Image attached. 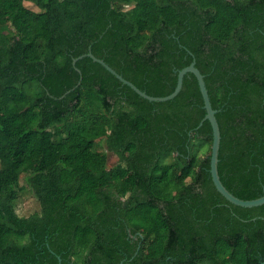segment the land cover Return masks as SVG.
Wrapping results in <instances>:
<instances>
[{"label":"trees","instance_id":"obj_1","mask_svg":"<svg viewBox=\"0 0 264 264\" xmlns=\"http://www.w3.org/2000/svg\"><path fill=\"white\" fill-rule=\"evenodd\" d=\"M25 2L0 0V264H260L264 204L216 189L196 76L151 102L92 58L76 62L81 73L73 59L91 47L154 96L173 92L195 59L218 109L221 180L255 199L264 0ZM23 179L41 206L28 216Z\"/></svg>","mask_w":264,"mask_h":264},{"label":"water","instance_id":"obj_2","mask_svg":"<svg viewBox=\"0 0 264 264\" xmlns=\"http://www.w3.org/2000/svg\"><path fill=\"white\" fill-rule=\"evenodd\" d=\"M85 56H88V57L92 58L95 62H98L101 65H103L109 72H111L114 76H116V78H118L123 84L130 86L136 93H138L140 96H142L143 98H145L151 102H166V101H169V100H172L173 98H175L180 93V91L182 90L185 75L187 73H193L198 80L200 91L202 93L203 100H204V108L206 110V114L204 116L203 121L209 120V122L212 126L213 141H212L211 152H210V173H211L212 180H213V183H214L216 189L229 202H231L235 205H238V206L251 208V207L261 206L264 204V194L258 198H255V199H243V198H240V197L236 196L235 194H233L224 185V183L221 180V177L219 174V169H218L219 152H220V145H221V129H220V125H219V122H218V119L216 116L218 109H215L212 105V101L210 99L209 92H208L206 82H205V75L196 66V60L195 59L188 66H186V67H184L178 71L177 84H176V87H175L173 92H171L170 94H168L166 96H154V95L148 94L144 90H141L132 81L126 79L125 77H123V75L118 73L104 59L97 57L92 52L91 47L89 48V51L87 53H85V54H83L77 58H74L73 59V65L76 67V62ZM76 69L79 73H81V70L79 68L76 67ZM81 80H82V75L80 77V82H81ZM68 92H70V91H67L66 94ZM66 94H64L63 96H65ZM203 121L200 123V125L203 123ZM59 264H61V258H59ZM121 264H123V262H121ZM260 264H264V260Z\"/></svg>","mask_w":264,"mask_h":264},{"label":"rangeland","instance_id":"obj_3","mask_svg":"<svg viewBox=\"0 0 264 264\" xmlns=\"http://www.w3.org/2000/svg\"><path fill=\"white\" fill-rule=\"evenodd\" d=\"M41 0H26L25 4L34 9V10H40L39 7L36 5V3H40ZM42 3V2H41ZM132 7H126L128 11H131ZM47 135V134H45ZM206 151V150H205ZM107 153V164L108 166H114L115 164L118 163L119 157L106 150ZM80 173L83 175L84 174V169L80 168ZM21 186L24 189L21 197V201L19 202L18 205V211L21 215L28 216L30 215L33 211L39 210L40 209V203L39 201L32 195V193L27 189V182L23 179L21 180ZM175 191V190H173Z\"/></svg>","mask_w":264,"mask_h":264}]
</instances>
